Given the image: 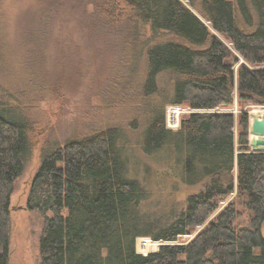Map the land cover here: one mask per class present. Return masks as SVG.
<instances>
[{"label":"trees","instance_id":"1","mask_svg":"<svg viewBox=\"0 0 264 264\" xmlns=\"http://www.w3.org/2000/svg\"><path fill=\"white\" fill-rule=\"evenodd\" d=\"M91 4L106 29L140 43L145 65L138 105L156 99L144 113L140 150L148 157L168 152L182 167L181 183L199 190L164 220L143 211L146 192L128 176L115 126L45 147L26 200V209L43 217L38 264H264V153L248 147L246 113L238 117L235 141L232 113L217 111L233 105L236 65L238 103L264 105V0ZM143 25L149 35L138 41ZM164 72L172 87L160 100L157 80ZM0 96V264H8L10 197L40 128L23 94ZM166 105L192 112L168 129ZM243 211L248 224L240 227L234 221ZM203 224L189 242L169 244ZM139 237L165 244L143 255L136 251Z\"/></svg>","mask_w":264,"mask_h":264},{"label":"rangeland","instance_id":"2","mask_svg":"<svg viewBox=\"0 0 264 264\" xmlns=\"http://www.w3.org/2000/svg\"><path fill=\"white\" fill-rule=\"evenodd\" d=\"M139 32L141 41L149 35L148 26H140ZM123 35L106 29L98 21L91 0L0 1V95L7 99L21 98L17 95L23 94L28 114L40 128L10 197L8 264L39 262L43 217L26 209V200L45 147L51 149L91 130L115 126L122 134L119 142L123 145L128 176L139 181L146 192L141 204L143 211L164 220L170 212L184 206L188 195L199 190V186L181 183L182 167L170 160L168 152L148 157L140 150L139 142L147 123L144 113L152 109L150 105L156 99L151 97L142 102V107L138 105L144 56L140 55V43L133 45V40H125ZM217 37L232 50L222 36ZM237 67L233 105L217 110L232 113L235 141L239 115L246 113L249 121L253 115L264 112V105L238 103ZM157 82L158 97L164 100L171 92L170 73H161ZM169 106L175 105L165 106V118ZM179 107L186 111L182 116L192 112L186 105ZM234 197L235 192L224 197L219 209ZM205 224L169 244L189 242ZM234 224L246 226L248 212L243 211ZM261 233L264 236V222ZM139 238L135 241L136 249Z\"/></svg>","mask_w":264,"mask_h":264},{"label":"built area","instance_id":"3","mask_svg":"<svg viewBox=\"0 0 264 264\" xmlns=\"http://www.w3.org/2000/svg\"><path fill=\"white\" fill-rule=\"evenodd\" d=\"M185 110H182L179 106H169L168 107V111L166 114V118H165V126L168 129H177L180 125V120H181V116L182 114H185ZM191 113V111H189ZM156 244H158V242L156 241H151L150 238H139L137 240V249L140 252L138 253H150V252H155L156 250H153V248H155ZM159 246V244H158ZM156 248H158L156 246ZM147 253V254H148ZM145 255V254H144Z\"/></svg>","mask_w":264,"mask_h":264},{"label":"water","instance_id":"4","mask_svg":"<svg viewBox=\"0 0 264 264\" xmlns=\"http://www.w3.org/2000/svg\"><path fill=\"white\" fill-rule=\"evenodd\" d=\"M248 147L251 152L264 153V112L248 121Z\"/></svg>","mask_w":264,"mask_h":264},{"label":"bare ground","instance_id":"5","mask_svg":"<svg viewBox=\"0 0 264 264\" xmlns=\"http://www.w3.org/2000/svg\"><path fill=\"white\" fill-rule=\"evenodd\" d=\"M253 111H254V109H253ZM255 113V112H254ZM252 115V114H251Z\"/></svg>","mask_w":264,"mask_h":264}]
</instances>
